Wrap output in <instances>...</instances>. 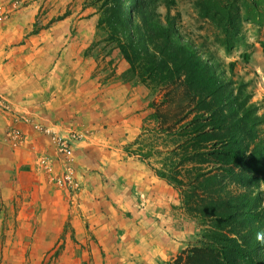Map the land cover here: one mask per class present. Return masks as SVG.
<instances>
[{
  "label": "rangeland",
  "instance_id": "rangeland-1",
  "mask_svg": "<svg viewBox=\"0 0 264 264\" xmlns=\"http://www.w3.org/2000/svg\"><path fill=\"white\" fill-rule=\"evenodd\" d=\"M129 1L122 0L119 6L130 23L121 38L109 25L114 0H0L7 13L0 28L11 27L7 37L10 48L24 45L22 60L30 70L41 72L51 85L68 87L66 94L75 106L74 115L82 113L79 107L89 101L82 118L60 114L59 124L66 132L49 128L53 126L46 124L44 118L50 115L45 111L37 126H32L42 129L33 128L30 137L27 135L28 159L49 158L52 171L62 168L54 154L53 138L76 136L70 166L81 180V191L69 203L47 172L26 174L20 200L14 199L7 206L0 203V264H165L182 251L199 247L217 228L213 220L189 214L180 191L155 175L162 163L170 165V151L175 152L178 162L190 153L184 132L190 127H213L222 107L215 102L210 109L204 108L208 90L195 92L186 86L184 77L177 74L180 60L167 64L166 53L170 51L165 34L151 28L155 21L164 23L167 14L175 20L171 19V40L213 68L218 79L227 83L232 102L241 90V98L256 106L262 118L258 137L264 139V0H223L230 6L235 23L229 28L230 39L220 14L207 12L198 4L203 0H135L134 12L129 11ZM19 32L21 39L15 42L14 35ZM119 39L127 47L133 66L121 52ZM56 61L58 71L51 82L47 76H51L48 72ZM68 75L75 77L69 79L71 83ZM78 75L85 80L78 83ZM212 100L206 97L207 102ZM230 108L232 112L226 110L227 114L238 112L235 104ZM230 119H234L237 131L239 121L234 116ZM136 140L138 144L130 151L149 155L144 162L125 150ZM18 147L10 145L13 155ZM205 147L197 158L203 164L188 161L177 168L185 190L192 189L191 179L198 172L220 175L229 200L241 198L243 211L256 214L263 231L264 174L248 173L242 184L237 177L229 178L217 170L209 156L210 143ZM237 147H246L249 156L253 145L237 134ZM95 157L100 158V165L94 162ZM30 167L25 164L24 170ZM233 170L237 175L241 169L234 166ZM82 176L88 186L86 193ZM36 189L44 191L50 201L41 196L36 199L32 193ZM243 199L248 202L244 207ZM30 201L34 204L23 205ZM198 202L200 209L208 205L204 197ZM69 211L85 223L81 236L69 222ZM63 215L67 217L64 223L58 221ZM231 222V226L222 225V231L240 239L245 232L243 225ZM169 240L181 245L173 256L163 253ZM258 261L264 264V239H260Z\"/></svg>",
  "mask_w": 264,
  "mask_h": 264
},
{
  "label": "trees",
  "instance_id": "trees-1",
  "mask_svg": "<svg viewBox=\"0 0 264 264\" xmlns=\"http://www.w3.org/2000/svg\"><path fill=\"white\" fill-rule=\"evenodd\" d=\"M121 2L122 0H114V14L109 19V25L113 30L119 32L121 38H123L130 23L127 16L119 8ZM128 4L129 11L134 12L136 1L131 0ZM172 4L174 3L171 2ZM198 4L207 12L213 11V14L214 12L220 14V22L223 24L225 35L227 39H230L229 28L235 26L230 15V6L224 3L223 0H203ZM167 9L170 10V5L168 4ZM246 12L250 13L249 10ZM172 18L167 14L164 23L155 21L153 26H151V28L156 30H162L165 34L164 42L170 51L166 53L167 64H175L177 60H180L181 67L177 71V74L184 77L186 86L195 92L198 89H202L203 91L208 90L204 95L205 100L202 103L204 108L210 109L215 102H219L222 107L216 123L217 116H215L213 127H190L189 130L184 132L182 136H187L186 142L191 145V151L188 155H185L181 162L176 161L177 157L172 150L167 153L170 167L166 163H162V169H157L155 172L158 178L180 191L184 208L189 214L197 218L213 220L217 224V228L208 233L206 237L207 241L199 247L193 246L188 250L182 251L173 260L165 264H260L258 261L260 239L257 237L261 233L264 235V230H260V222L257 215L251 214L249 210L243 211L241 198L229 200L228 192L223 190L222 184L219 181L220 175L212 174L208 176L209 173L207 171V174L206 172H198L191 179L190 184L193 185L192 189L186 191L184 188L186 183L181 179L180 171L177 168L188 161L203 164V161H198L197 158L201 156L200 150L207 149L205 146L210 143L209 156L217 164V170L224 171L225 176L229 178L237 177L242 184L248 173H260L263 176L264 139L258 137V133L261 131L259 126L262 118L257 114V108L254 104L249 103L246 97L241 98V90L236 91L237 94L233 98L235 100L232 102L231 96L226 90L227 83L218 79L213 68L208 63L199 59L192 50H187L186 47L171 40L170 32L173 29ZM118 45L127 62L133 66L132 59L128 56L127 47L121 39L118 40ZM231 67L233 68V64H230ZM167 71L171 73L169 68H167ZM208 96L213 98L212 103L206 101V97ZM233 104H235L238 112H235L236 114H227L225 111L232 112L230 111V107ZM225 105L226 109H224ZM231 116L236 117L240 123V128H237V131L235 130L236 127L232 124L234 119H230ZM237 134L245 137L247 144L253 145L249 156L245 154L246 147L238 149ZM138 142L139 140L133 141L130 146L125 147V150L128 154L131 152L132 156L137 155L139 160L144 162L149 155L134 153V150L130 151L131 147L134 144H138ZM173 155L175 156L174 158L171 157ZM234 166L241 169L237 175L233 170ZM253 178H256L255 182L258 181L257 177L253 176ZM260 180L263 181V179ZM197 191H200V193ZM198 195L204 197L208 202V205L204 209H200L199 205H197L200 198ZM245 198H248L251 203L256 202L253 197L246 196ZM248 199L247 201H249ZM247 201L243 199V207L248 203ZM241 213L243 214L242 217L239 215ZM231 220L238 221L236 223L243 225L245 232L240 236V239L228 237L222 231V225H232ZM247 220H250V222H247ZM247 223L248 225H246Z\"/></svg>",
  "mask_w": 264,
  "mask_h": 264
},
{
  "label": "crops",
  "instance_id": "crops-1",
  "mask_svg": "<svg viewBox=\"0 0 264 264\" xmlns=\"http://www.w3.org/2000/svg\"><path fill=\"white\" fill-rule=\"evenodd\" d=\"M9 29H11V27L0 28V203L4 206L9 205L14 199L16 201L20 200L18 195L22 194V180L26 174H33L34 172H32V170H36L37 172L38 170L44 171L41 165V160L45 158L44 156L36 160L33 156L28 159L26 155H31V153L28 152L27 135L30 137V132L33 128L42 129V127H32L37 126L36 123L42 120V113L46 111L48 116L50 115L51 117L44 118L47 122L46 124L53 126L49 128L59 132H66V129L59 124L61 120L59 119L60 114L66 117L73 113L74 117L82 118L85 109L89 107L87 103L89 101L86 100V104L84 103L79 107L82 109V113L74 115L75 106L69 101L68 94H66L68 87L59 88L56 83L51 85L46 78H43L44 75H40L42 74L41 72L38 73L35 70H30V68H28L29 66H26L22 60L21 53L24 45L10 48V41L7 39L8 36H11L8 31ZM14 36L17 38L15 42L21 39L20 32L18 35ZM57 64L58 61L50 66L48 73H50L51 76L48 75L47 77L51 82L55 72L58 71ZM67 67L68 66H66V68ZM64 72L67 73V70ZM71 78L75 77L66 76L68 83H71V81H69ZM78 80V83H81L80 81H84L85 77L78 75ZM114 102L116 103V101ZM60 108H62V113H60ZM10 129L19 131L24 139L20 143L6 140V133ZM83 143L84 142H81L79 147L83 146ZM12 144H19L20 146V148L18 147V151L15 150L14 155L9 148ZM87 146L89 145L87 144ZM26 147H28V149ZM84 153H86L85 150ZM9 154L12 156L10 157ZM24 159L28 160L26 161L27 163ZM99 161L100 158L95 157L94 162L100 165ZM25 164L31 166L30 170H24ZM84 180L85 178L82 176V183L85 187L83 191L86 193L88 191V186L86 185L87 182ZM59 192L61 196L66 199L63 193L61 191ZM32 193L36 195V199L38 198L37 196H41L50 201L49 196L42 190L36 189ZM24 204L31 205L34 204V202H23V205ZM82 213L83 216H85V211H82ZM67 214L69 222L75 228L76 235L81 236L85 230V223L79 220V217L73 216L74 213L72 214L71 211L67 212ZM89 217L88 219L92 218L91 216ZM66 218L67 217L63 215L58 221L64 223ZM104 226L105 225L102 227ZM169 242L170 244L164 249L163 253L173 256L180 250L181 245L174 240H169Z\"/></svg>",
  "mask_w": 264,
  "mask_h": 264
},
{
  "label": "built area",
  "instance_id": "built-area-1",
  "mask_svg": "<svg viewBox=\"0 0 264 264\" xmlns=\"http://www.w3.org/2000/svg\"><path fill=\"white\" fill-rule=\"evenodd\" d=\"M7 18V13L0 3V25ZM23 135L17 131L10 129L6 133V140L20 143L23 140ZM78 139L74 134L65 136H57L53 138V149L57 160L62 165L57 171H52V163L46 157L41 160V165L63 193L69 203H73L81 191V183L78 180L75 170L70 166V158L72 156V147Z\"/></svg>",
  "mask_w": 264,
  "mask_h": 264
},
{
  "label": "clouds",
  "instance_id": "clouds-1",
  "mask_svg": "<svg viewBox=\"0 0 264 264\" xmlns=\"http://www.w3.org/2000/svg\"><path fill=\"white\" fill-rule=\"evenodd\" d=\"M258 239H264V235H258Z\"/></svg>",
  "mask_w": 264,
  "mask_h": 264
}]
</instances>
